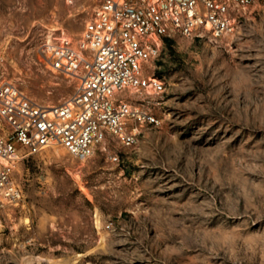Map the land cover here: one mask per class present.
<instances>
[{
	"label": "rangeland",
	"instance_id": "1",
	"mask_svg": "<svg viewBox=\"0 0 264 264\" xmlns=\"http://www.w3.org/2000/svg\"><path fill=\"white\" fill-rule=\"evenodd\" d=\"M92 4L0 0L1 79L38 103L72 95L41 45L53 30L77 36ZM248 11L228 37L167 43L154 70L165 89L145 97L158 123L133 147L20 163L0 264H264V12Z\"/></svg>",
	"mask_w": 264,
	"mask_h": 264
},
{
	"label": "built area",
	"instance_id": "2",
	"mask_svg": "<svg viewBox=\"0 0 264 264\" xmlns=\"http://www.w3.org/2000/svg\"><path fill=\"white\" fill-rule=\"evenodd\" d=\"M92 1L77 36L53 30L41 45L45 69L75 83L64 101L35 102L1 79L0 48V207L23 200L15 172L25 158L59 147L86 160L109 145L133 147L141 128L156 125L145 97L165 89L154 70L169 41L219 40L250 17L255 1L264 12V0ZM110 157L119 162L116 152Z\"/></svg>",
	"mask_w": 264,
	"mask_h": 264
},
{
	"label": "bare ground",
	"instance_id": "3",
	"mask_svg": "<svg viewBox=\"0 0 264 264\" xmlns=\"http://www.w3.org/2000/svg\"><path fill=\"white\" fill-rule=\"evenodd\" d=\"M46 39H47V42H50V37L49 36ZM47 105H51V104H47ZM55 148H59V147H55Z\"/></svg>",
	"mask_w": 264,
	"mask_h": 264
}]
</instances>
